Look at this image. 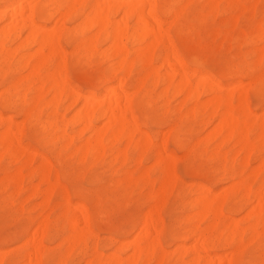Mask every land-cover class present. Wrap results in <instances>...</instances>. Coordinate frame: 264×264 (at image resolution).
Here are the masks:
<instances>
[{"label":"rangeland","instance_id":"rangeland-1","mask_svg":"<svg viewBox=\"0 0 264 264\" xmlns=\"http://www.w3.org/2000/svg\"><path fill=\"white\" fill-rule=\"evenodd\" d=\"M35 1L36 0H33L32 3H34ZM43 1L45 3H46V1L47 2L49 1L48 2V8L50 9V11H52L53 9H54L53 11H55V9L58 10L57 12H55V14H54L55 16L52 18V20L47 23L48 29L54 28L55 26H54L53 20H57L59 23L60 22L59 20H61L60 18L57 19V17H58L57 15H59V11L63 12L64 10H66L64 8L65 7V0H61V2H60L61 4H56V6H58V8L53 7L55 5L50 3V0H43ZM127 1H129V0H127ZM167 1H169L168 4H167L166 0H164L163 3L165 2V4L168 6L167 7L165 5L167 8L174 9L173 14L172 13L170 15L167 14L163 8L164 6L161 9L160 6L163 3L159 2V9H158L157 15L162 20H164V25H163L164 27L166 26V24H167V26H169V28H167V26H166V28L168 30L167 32H166V28H164V29L166 32L165 33L166 36H167V33H168V35L170 34L168 36L170 42L169 43H168V41L164 42V39H163L162 42L157 45V47H156V55L157 56H155V58H154V61H153L154 67L153 68L156 70V72L160 71L161 74L165 75V78H166L168 76L167 74L171 73L168 70L171 68V66H170V68H168L169 66H167V67L162 66V63H163L162 56L165 54V52L167 54V51H168V53L170 52L169 55H171V54L173 55V53H174L173 51L176 50V53H174V55L181 56L183 61H185V63L188 66L187 69H188L189 73H191V71L195 72L196 70L199 71L200 73L205 72L206 74H209L211 81H214V82L217 81V84L220 82L221 84L220 83L218 84L220 93H219L218 89H216V86L218 87V85H216L214 88V85L213 84L210 85L209 84L210 82H208L207 85H209V86L206 85V87L200 89V91L202 89L203 90H202V92H199L200 95L198 96V99H196V98H195V100L189 99V98L184 99L183 95H185V93L178 91L179 89H177V88H179V85L175 89L176 85L174 86V84H172L174 82L177 84H178V82L180 83V81H179L181 79L180 72L182 73V71H181L182 69L180 70L177 67H175V70L177 69L176 71L173 69L174 72H172L171 75H173V73H174L175 76H173V78L171 77L172 79H170L171 80L170 83H168V82L166 83L164 76L161 77V75H159L160 74V72H159V73L155 74L152 77V79L147 81L144 88H142L139 91L138 90L134 91V90H136V89H134V88H136L135 84L139 80H141L142 73H145L144 71H146L144 68L149 67V66L145 65L137 57H136V59L134 57L135 60L133 58H132V60H133V63H135V64L132 65L133 66L132 70L128 76L127 81H125V83L122 80L124 75L122 74L123 76H120L121 73L120 74L118 73L116 76H114V75L112 76V74H110V76H108L110 73V70L115 65V61H117L115 56L114 55L111 56L112 53L108 50V48H110V43L105 38H103V36H99L98 38L96 37L97 39L94 38L95 39L94 40L95 41V47L97 48V50H100V51L94 52L96 50V48L93 47V51L91 50L90 52H88L90 54L86 53L85 55H83V53L81 52L82 54L80 53V54H78V56H76V55L73 56V54H75V52H74L75 51V49H74L75 44H77L76 43L77 41L81 40V33L78 31V28L76 29V25L78 26L81 19L76 18V20H75V18H71L73 21H69L68 19H65L63 21V19H62L63 23H61L60 25L63 26V24H64V28H65L66 32H65V34H63L60 37L59 42H60L61 47L64 49V51L67 52L66 56H65L66 68L64 69L65 70L64 75L67 79L68 85H70L69 87L73 88V91L77 90V91L81 92L83 95H87V94L92 93V94H95L96 96H99L100 98H103L104 94L106 92L105 89L108 88V86H110L112 84L114 85L116 82H117L116 84H118L119 80L122 81V84L120 83L116 87L121 86L123 89H126V91L130 90V91H128L129 93H133V92L135 93L136 92L135 94L134 93L132 94V97L134 98L133 108H132V111H130L131 114L128 113L129 115L127 114V116L129 117L130 115H133V117H134L133 120L137 121V124L140 128V131H135V133L133 134V141L131 143H129L130 140L128 138L121 139V141L120 140H111L109 144L105 143V144H108V146L105 145V150H103V153H101V155L102 154L103 155L102 156L100 155L101 157L99 156L100 158H98L97 155H89V156H91V159L89 156H87L85 159H83L81 157L80 153L78 152L79 148L75 152H73L74 150H72V149H74L75 146L80 145L84 139L88 140V137H90V135H91L89 133L90 130L85 128L84 126H82L84 123H82V122L80 123L77 121H75V123L72 122V119H73L74 114H75V110L77 111V109H78L77 107H79L80 104L82 106V103H83L82 99L83 98L79 99V100L72 99V97H71L72 95H67L68 92L66 91V93H65L66 96L64 95L63 97H61V99H59L60 101H58V106H57L58 109H55L56 108L55 105H57V104L53 105L54 103H51V100L54 96L52 95L53 93H49V92H52V91H50V87L48 85L49 83H51L49 81L46 83V86H45L46 92L43 95V97H44L43 100L41 101V103L44 102V105L46 104L45 102L48 101L47 106L46 107L42 106L41 110L38 108L36 111V114H34V118L32 120H26L25 119L24 122L22 123V120L24 119V118H22V116L24 115L21 112L22 108H28L29 107V104L31 102L29 99L32 100L34 97V95H32V94H36L37 89L43 85V83L41 81H39V80L35 81L34 80L35 82L32 81V84L30 85L31 88L26 91L28 93V96H32V97H28L27 101H30V102H23L22 103L21 101H19L17 106L7 107V108L4 107L5 109L3 108V105H0V113L4 117L10 115L11 117L10 116L9 117L13 118L14 121L16 122V125H15L16 129H14V132L16 130L19 131L16 126L21 125V123L23 124L22 128L20 129L21 133L19 134L18 132H15L16 136H18L20 138L18 139V137H17L15 139V140H17V142L14 140V142H15L14 148L16 146V143H17V145L18 144L21 145V146H19V145L17 146L18 147L17 150L22 151V150H24L25 147L27 148V150L25 148V150L27 152L26 151L23 152V155H19L21 153V151L20 152L17 151L18 154H16L15 156L14 155L11 156L12 154L10 155L9 153H7L9 155L6 156V155H4L6 153L3 154V152H4L3 147L0 146V154L1 155L3 154L2 157L0 155V188H1L0 189L1 190L0 191V253L1 254L3 253L2 256L4 255V253H7V255L5 254L6 256L4 255L5 259L3 260L2 264L8 263L7 259H6V258H9L8 255L12 256L8 259L10 261L8 264H11V262H13V261H15V264L16 263L21 264L22 262L24 263V261L27 259V257H25L27 255V254H25V252L28 250V252L30 253L33 250V248H32L33 243L31 242L32 245L30 246L31 243L27 242L28 240H25V238H27L28 236L29 237L31 236L30 238H32V236L36 233V231H35L36 224L37 223L39 224V225L37 224V228H38L41 224H43L44 221H42V220L44 218H47V219L50 218V219L48 220L49 222L45 221L47 223L46 234H43V236H42V232H40L41 235L38 233V236L39 235L42 236V241H41L42 244H45L44 245L45 248L43 249V255L45 256V259H43L44 256H42L41 262H39L40 264H61L63 262L62 260H64V262H66V264H98L99 261H101V263H102V260L104 258L107 260H103V264H104V262H105V264H108V263L109 264H138L139 262H140L139 264H142V262L139 261L138 259L132 258V253L134 252V250L132 251L133 248H132L131 244L133 245V240L135 241V239H137L136 238L137 237L136 231H138V233L140 232V230L142 228V223H143L142 220L144 219L145 215H148L147 214L148 212L149 213H151V212L155 213V215L159 218V220H161L159 223L163 222V224L162 223L161 224L164 226V231H165L163 233L162 237L160 238V246L162 245L161 248H164V251H166V252L162 253L163 252L162 249L160 250V248H158V251L159 250L162 251L161 253L163 256L161 254L158 255V251H157L152 256V258L150 256V263L151 264H159L158 261H160V259L158 257L164 258L161 261L162 263L160 262L161 264H193V260H194V258H196V256H200V259H201V261H203V263H205V260L207 261V259L210 258L209 257L210 255L212 257V254H214L213 256H216V254L219 255V253H222L226 256H230V254L232 253L231 251H234L233 250L234 248H233V246H231V244H230L231 247L228 245L229 244V238H228V243L225 242L227 240H226V237H224V235L227 233L226 235L228 236V233H229L230 229H232V227H234V228L238 227L236 229H232V230H234V233H231L232 235H230L231 236L230 239L233 238L232 241H235V244H237V242H238V247L242 246L241 247L242 249L240 248L241 249L240 260H241L242 264H249V262L251 264L252 263L253 264H264V230H263L264 224L262 223L261 225L257 226L256 228H253L254 226H253L252 222H254V221H252V219H250L248 217L249 212L253 211V209H255L257 206L256 204L258 203L255 190L256 189L261 190L260 186H264V179H263L264 178V169L262 170L263 172L258 174V176L256 174H253L254 172L252 170H250V167H251V169L253 168V170H254L257 167L262 165L261 160L263 159L264 152H261V151L264 150V143H263V139H260V137H258V135H259V133L261 134V125H262L261 121L263 120L264 116L262 114H260V116L257 117L258 120L255 119L256 117H253L254 118L253 120H255V122H254L255 126L253 128L252 125H254V124L250 125V126H252V128L249 130L250 141L252 140L251 138L255 139L256 141L252 140L253 142H256V143H254L255 147L259 146L258 148L254 149V150H256V151L258 150L259 152H261V153H258V151L257 152L254 151L253 157H254V155L260 154V156H256L259 159L256 157H255L256 160L252 158L251 160L248 161L250 164L248 166H245L246 161H247V154L245 151H244L245 153H243L242 148L239 149L240 143L237 142L238 144H236L234 142V140L237 137H231L230 139H228V140L226 139V141L223 142L221 139L222 138L224 139L225 137L216 136L213 134L214 133L213 130L215 128V126L213 127V125L218 124L217 121L219 119L218 118L219 117V111L223 108L225 110V107L223 106L221 108L216 109L217 112L214 111L215 113L212 116V115H210V113L213 114V112L208 111L210 109V107H212V105L207 106V107H205V105L204 106L202 105V103L206 102V100L212 99L214 97L213 94H217V91L219 94H221L224 91L226 93L227 90H235L234 84L236 82H238L239 78H240L241 79L240 81L242 83H244V85H245L244 87L247 88V94H248L247 101H248V105H249L251 112H255V113L257 112V114L254 113L255 116L259 115V113L262 112L261 106L264 104V89H263L264 88V86H263L264 85V76L262 78L263 80H261L263 82L261 83V81H260V84H259V86H261V87H259L260 88L259 92L262 93V95L259 92H258L259 95L257 92H254L253 88L251 91V87H253L252 85H254V84H252L254 81L252 78V75L257 77V76H259V75H257V73H260L261 70L264 72V65L261 66L264 63V59H263V57H264V39H262V38H264V34H263L264 33V24L261 23V22H264V0H240L241 4L238 2L240 4L239 6L237 3L238 0H236V1L234 0L235 1L234 3L235 4L237 3L236 4L237 6L235 4H230V3L227 4V2H228L227 0H215L216 4L218 3V5H216L217 7L214 6L215 8L213 7L214 10L211 6H210L211 8L209 6H206V5H209V4H207L208 3L207 0H205V1L204 0H191L188 4H186L187 6L185 8L183 7L185 9L184 12L182 11L183 8H181L180 5H183L182 3H185L186 0H167ZM171 1L172 2L175 1V3H172ZM161 2H162V0H161ZM90 3H92V0ZM62 5H64V6H62ZM184 6H185V4H184ZM218 6H219V8H218ZM231 6H233V7H231ZM234 6L236 7V9L232 10L233 8H235ZM7 7H10L8 5V1L0 0V10L1 9L3 10L5 8V10L9 11V13H8V15H9L11 12V7H10V9L9 8L6 9ZM166 7H165V9H166ZM208 8L212 9L213 12L210 11V9L207 10ZM147 9L149 11V8H147ZM82 10L85 13H88L87 10L90 11L89 6L88 7L86 6V8L84 7ZM200 11H201V13H200ZM215 11H216V13H215ZM114 12H112L114 16L111 14L112 15L111 18L114 19V21H117V20H120L121 18H123V16L120 15L122 11H117V12H115L116 14H114ZM174 12L178 13V14H180V12H181V14H180V16H178V20L172 24L170 21H173V15L175 14ZM11 14H10V16L7 15L5 18L0 17V26H2V27L5 26V24H3L4 21H6V22L8 21L7 24L9 22H11V21H9V19L12 18ZM165 14H166V16H165ZM183 15H184V17H183ZM167 18H168V20H167ZM36 20H39L38 17H36ZM165 20L167 21L166 23H165ZM120 21H122V20H120ZM77 22H78V24H77ZM125 23L126 24L128 23L127 24L129 26L128 29H129V32L131 34L133 31L132 30L133 28H131V27L136 24L135 17L128 18ZM255 23L258 26H259L258 23H260V26L263 27V30L261 32L259 31L260 28L257 27V25ZM152 26L155 28L157 27L154 24ZM254 26H256V29L259 28V30H256V31L260 32L259 35L261 36V38L259 36L257 40L254 39V41H253V37L256 38L255 36L257 34V32L256 33L254 32L255 31ZM130 28H131V31H130ZM0 29H2V28H0ZM75 29H76V31H75ZM17 30H18V32L15 35H17L18 33H20V34H18L19 37L16 36L15 39H13V37H12L15 30H13L14 32L11 31V33L6 35V39H7L6 43L9 41L8 43H9V46L11 48L12 47L14 48V46H16V45L18 46V44H19L18 42H19L21 36H23V38H24V36L26 35L25 34L26 32L19 31L21 29L18 28ZM178 30H179V33H178ZM68 32H70L72 34V36L69 34V37L66 38L67 37L66 34L68 35ZM73 32L75 33V36H76L75 38L73 37V35H74ZM97 32H98V28H91L88 31L87 35L89 34L90 37L91 36L94 37L97 34ZM261 33H262V35H261ZM130 34H129V36H130ZM241 35H242V37H241ZM251 35H253V37ZM248 36H250V37H248ZM251 37H252V39H251ZM72 38L74 41L72 40ZM165 38L168 39L167 37H165ZM69 39H71V40H69ZM133 43L135 45H133ZM164 43L169 44L168 47H170L169 48L170 51H169V49H167L168 47L166 48L167 45L165 47L163 46ZM125 44L126 45L128 44L127 46L129 48L132 46L135 47L136 45H138L135 42V40H133L131 37H130L129 41L127 39H125ZM9 46H7V47L9 48ZM35 47H36V45L33 44L30 47V49L35 50L34 49ZM99 47H100V49H99ZM172 48H173V51H171ZM73 49H74V51H73ZM255 49L257 51L259 50L258 51L259 53L255 52L256 51ZM245 51H247V52H245ZM97 52H99V53H97ZM260 53L261 54L263 53L262 54L263 57H261V58H260V56H261ZM104 54H105V57L107 55L108 56L106 58H104V56H103ZM193 54H194V56H193ZM245 54H247V56H249V57H247ZM259 54H260V56L258 58ZM82 55H83L84 59H83V57L79 58V56H82ZM87 55L88 56L91 55V56L88 57ZM133 56H136V55H134V51L132 52L131 57H133ZM100 57H103L104 59L100 58ZM163 57H165V56H163ZM256 58H258V60L263 59V61L260 64H257L258 60ZM51 60H52V62L50 63L51 65L48 64V66H46V70H49V72L53 68L54 63L57 65L59 59L53 57V59H50L49 62ZM75 60L77 62H79V64L77 62H75ZM83 60H85V62ZM249 60H252L254 62H251L249 64L248 63ZM56 61H57V63H56ZM86 61H88L89 63L87 64ZM138 62H140V63L138 64ZM239 62H240V65H239ZM242 62H243V64H242ZM74 63H75V65H74ZM142 63L145 66L141 65ZM254 64L256 65L255 66L256 69L253 68ZM11 65L13 67V70H15V71H12L13 75L11 74V77H9L10 75L8 76L9 79H18L19 76L21 78V76L26 75V73H27V72H25L26 70H21V68L17 65L16 62L12 61ZM135 66H137V67H135ZM159 67H161V69ZM172 67H174L173 64H172ZM227 67H228V69H227ZM233 67H235V68H233ZM242 67L244 69H242ZM109 68H110V70H109ZM229 68H230V70H229ZM250 69H252L253 71H251ZM46 70L44 69L43 72H45ZM105 70H108V71L105 72ZM233 70H235V71H233ZM244 70H245V72H244ZM166 71H168V72H166ZM49 72L46 71L45 73H49ZM132 72L134 74H132ZM239 72H241L242 74L240 75ZM221 73L223 75H221ZM247 73H248V75H247ZM190 75H189V77H190ZM246 75H247V77H246ZM261 75H263V74H261ZM117 76H119V77H117ZM139 76H140V79H138ZM191 76H193V77H190L192 82L193 81H194V83H195V81L197 82V80H195V79H198L197 75L195 76L196 78L194 77V73ZM104 77H106V78H104ZM109 77H110V79H109ZM103 78L106 80H103ZM135 78H136V81H135ZM158 78H160V79H158ZM167 78L169 79V76ZM2 79H3V75H2V77L0 76V80H2ZM137 79H138V81H137ZM168 79H167V81H169ZM102 80L104 81V83H102L103 82ZM133 80L135 81V83L133 82ZM128 81H130V82H128ZM160 81H162V82H160ZM153 82L155 84H157L156 87L154 85L155 88H153ZM148 83H151V84H148ZM250 83H251V85H250ZM127 84H128V86H127ZM168 84H171V86L170 85L168 86ZM113 85H112V87H113ZM220 85L222 86V88ZM28 86H29V84H28ZM167 86L171 87V88L168 89V94L166 95V93L164 91H166ZM148 87L150 88V92L148 89L145 90ZM32 88H36V89H32ZM162 88L165 90H163ZM2 89H4V87L0 86V92ZM68 89H70V88H68ZM170 89H171V91H170ZM209 89L210 90L212 89L213 91L212 90L210 91ZM215 89L217 90L216 93L214 91ZM222 89H223V91H222ZM239 89L240 88L236 89L237 93L240 90L242 91V89H240V90ZM33 90H35V91H33ZM204 90H205V92H208V93L203 95ZM243 90H244V88H243ZM21 91L25 92V89L21 90ZM143 91H147L146 92L147 95ZM161 92L165 93L164 96H163V93H161ZM170 92H174L175 95H172L174 93L170 94ZM160 93H161V95H160ZM225 93H224V95H225ZM237 93H235L236 97L239 96V93H238V95H236ZM142 94H145V96H143L141 98ZM147 96H149V98ZM236 97H234V100H233L235 107L238 105V100H239V98L238 97L236 98ZM65 98H66V100H65ZM73 98H77V96L74 94ZM170 98H172V99H170ZM138 99L140 101L141 100L142 101L137 102ZM183 99L186 101H184V103L182 105ZM145 100L146 101L149 100L150 101L149 103H152V105L150 106V104L146 103ZM73 101L76 103L72 104ZM167 102H169V103L167 104ZM55 103H57V102H55ZM140 104H143V105H140ZM164 104H165V106H164ZM200 104H201V107L203 106V107H205V109L203 107L202 108L204 110L200 108L201 114H197L196 111L198 113L200 112L198 110V106ZM139 106H141V107H139ZM59 107L62 109H59ZM217 107H218V105H217ZM8 108H10V109H8ZM141 108H142V110L140 111ZM166 108H169V109L165 112L164 109L166 110ZM186 108H187V110L185 111ZM195 108H197V109H195ZM213 108H215V106ZM193 109H194V112H193ZM39 110L41 112H39ZM55 110L59 111L60 114L68 120V122H67V120H65L64 117L60 116L59 114H58V116L61 117V120H60L61 123H63V122L64 123L61 124L60 121L58 122V119H59V117L57 116L58 112L56 113ZM143 110H145L144 111L145 113L143 112ZM184 111H185V113H184ZM190 111H191V113H193L192 115H194V116L191 115L193 118L189 117ZM182 112H183V114H182ZM220 112H222V110ZM53 113H55L57 118L54 117L55 115H47V114H53ZM239 114H240V112H239ZM36 115H38L39 118H37ZM145 115H147V117ZM261 115L263 117H261ZM131 117L132 116L129 117L130 120H132ZM241 117H243V114L241 115ZM249 117H248V119H250ZM178 118L180 120H177ZM4 119H9V118L5 117ZM47 120L53 121V123H52V126L50 125V127H48V128L46 125V127H45L46 130H45V128H43V127L45 126V124L48 123ZM100 120H102L103 124L100 123ZM100 120L98 119L97 122L95 120V125L99 124L100 126L99 125H96V126H99L100 129H103L106 119L100 118ZM146 120H148V123ZM35 121L39 122V123H35ZM6 122H7V120L1 121V123H0V127H1L0 128V134L2 133V131L5 130V127H3V126L9 124ZM18 122H20V124L17 125ZM66 122H67V124H66ZM174 122L176 124H173L174 125V127H172L173 129L172 130L170 129L171 131H169V125L171 126L172 123H174ZM41 123H43L44 126L41 125ZM166 123H168V124H166ZM251 123H252V121H251ZM1 124H2V126H1ZM60 124H61V126L63 125L62 127L64 128V131H63V129H61L62 127L60 126ZM54 125H55V127L58 126V128L54 129V127H53ZM67 126H68L69 130H68V128H65ZM82 128L84 129V131L82 130ZM131 128H135V127H133L131 125ZM43 129H44V131H43ZM185 129L186 130L188 129L189 132L188 131L186 132ZM258 129H259V131H258ZM142 130H143V132L146 131V133H148L151 136L152 143L155 141L154 142L155 145H154V143L151 145L150 140L143 145V132H141ZM48 131H49V133H47ZM81 131H82V133H81ZM162 132H164V133H162ZM250 132H251V134H250ZM17 133L19 135H17ZM65 133H67V134H65ZM152 133L154 134V136ZM49 135H50V137H49ZM52 135L53 136L55 135L56 139ZM65 135H67V138H64V137H66ZM68 135H70V137H71V138L69 137L70 140L68 138ZM75 135H76V138H75ZM163 136H165L166 138H163ZM174 136L175 137L180 136L179 139H180V141L182 139L183 145L178 144L175 141V138L173 139ZM153 137L156 138L157 140H155ZM196 138H198V139H196ZM66 139H68V141ZM125 139L129 140V141L127 140V142L130 145H128V143H126ZM71 140H72V142L69 143ZM195 141L198 142L199 144L195 143ZM252 141H251V143H252ZM67 142L71 146L67 145V147H66L64 144H66ZM85 142H83V144ZM194 143L196 144V146ZM83 144L80 145V147L83 146ZM219 144H222V145L220 146ZM131 145H133L134 147H132ZM163 145L165 146V150L163 149L164 148ZM63 146H65L66 148ZM160 146H162L163 148ZM118 147L119 148L121 147L120 148L121 150H123V149L125 150L127 147L128 148V150L126 149L127 153L124 151V156H123L122 151L117 149ZM106 148H107V150H106ZM152 148L154 150H152ZM181 148H183L184 150H182ZM217 148L220 150V152L218 151ZM112 149H113V151H112ZM155 149H157L156 151H158V149L159 150L161 149L162 152L164 150L165 151V154H163L164 158H165V156L167 158L170 155V153H171V155L174 154L173 156L175 157L174 158L175 161H173V162L175 164L173 163L172 175H170V179H172L173 181L176 180V181H174L175 184L173 182L174 185L172 183H170L172 180L167 184V182H165V180L167 181V179L164 180L165 177L162 178L167 173H166V170H164L165 171L164 172V171H162L163 169H161L164 162H161V163H163L162 165H161V163L156 164L157 162L155 160V156L157 154H154V153H156ZM186 149L190 150V151L188 152ZM29 150L36 151L34 154L35 157H31L33 159V161H31L32 159L29 158V155H31V156L33 155V154H30L31 151L28 152ZM239 150H241V151L239 152ZM214 151H217V152H214ZM236 152L238 153V155ZM69 153H72L71 154L72 156L69 157ZM182 153H183V155H182ZM209 153H210V156L207 157L209 155ZM126 154H128V155L126 156ZM214 154H217V156H214ZM235 154H236V156L234 157ZM41 155H43V157H46L45 163H43V161H42L43 157H41L42 159L39 157ZM79 155L82 159H78ZM115 155H116L117 159L114 157ZM184 155H186V156H184ZM223 155L227 157L224 159L228 160V157L231 158L228 160L229 163H231V164L235 158L233 164L229 166L230 168L227 166L228 161H227V164H226V161L224 162V159L222 158ZM142 157H144V158H142ZM97 158H98V160H97ZM242 158H244V159H242ZM143 159H145V160H143ZM81 160H82V162H81ZM164 160H166V159H164ZM242 160L245 163L244 162L242 163L241 162ZM59 161H60V164H59ZM77 161H79V162H77ZM251 161H253V162H251ZM96 162H97V164H96ZM240 162L242 164H244L243 167L241 166ZM48 163L52 164V165H50L51 171H48V170H50V166H48L49 169L47 171L50 173H49V176H47L48 174H45V175L47 177H49L50 181L56 180L58 178V180H56V181H58L57 185L55 186V188L53 187L54 190L52 188L53 193H51L52 190L50 188L51 184H49L50 181L48 182L49 179L44 178L46 176L42 174L43 170L45 169L43 167V165H46V168H47ZM223 164H225V165H223ZM234 164L238 165V168H236V165H234ZM154 165H155V167H154ZM156 165H158V166H156ZM40 167H43L44 169L40 168ZM140 167H141V169H139ZM163 168H164V166H163ZM194 168H195V170H194ZM39 169H41L42 171H40ZM55 170H56V172H55ZM138 170H140V171L138 172ZM17 171H18V173H17ZM227 171H229V172L227 173ZM242 171H243V173H242ZM40 172H42V173H40ZM239 172L242 174L240 175ZM55 173L58 174V176L56 179H53L56 175ZM149 173H150V175H149ZM41 174L43 177L40 176ZM175 174H176V176H175ZM244 174L247 175V177L246 176L245 177L249 181L247 183V185H249V187H250L249 183L250 182L252 183L251 184L252 193L246 194V196L247 195L249 196L248 200H247V197L245 196V194H244V196L246 197L245 199L243 196H241L242 193H244V192H238V193H236L235 196L233 195L234 197L231 196L230 200H229V206H231L230 208L233 207L232 210H230L228 212L229 206H227L224 208V211H223L224 216H223V214L221 215L224 218L225 214H226V217L228 219H222V217L220 218V216H218L216 218H212L211 217L212 215H209L208 217H206L204 215L201 216L200 211H198V206L197 205L195 206V204H196V202L194 203L195 199H194V201L192 199L195 196H196L195 198H197V196L199 195V194L196 195L200 191V189H198L200 187L196 186L197 184L204 185L205 187L207 186V188L211 189L210 191L212 193H214L213 195L217 196L219 194H222V192H224V190L226 188L230 187L228 185L233 184V186H235L236 185L235 181H238L239 178L244 176ZM237 175H238V177H236ZM171 176H173L176 179H173V177L171 178ZM126 177L127 178L129 177L128 183H131V182L133 183L135 181L132 184V186H131V184L130 185L128 184V186H127V183L124 180L122 183H124V182L125 183L120 186V184H122L121 183L122 180L119 182L118 179L125 178V180H126L127 179ZM145 177H147L146 178L147 180L143 179ZM152 177H153V181H155V182L150 184V182L152 180H148V179H152ZM12 178L15 180L12 181ZM237 178H238V180H236ZM46 179H47V181H46ZM144 180H145V182H144L145 185L143 183ZM116 181H118V183ZM13 182H15L16 188H15V186H13L14 185ZM59 182H60V184H59ZM10 183H13V185ZM50 183H53V182H50ZM165 183H166V185H165ZM18 184H19V187H18V191H17ZM54 184H56V182ZM58 185H61L63 188L64 187L66 188V189L64 188L63 190L67 191L68 194L66 196H68V197H66L64 194H62V193H64V191L62 192V187L59 186V188H58ZM124 185H125V187H124ZM164 185L166 186L165 187L166 189L164 188ZM172 186H173V188H172ZM35 188H38V189L42 188L43 191H41V192H43V193L45 190L46 195H45V193L43 194L44 198L42 197V194L38 189H37L38 190L37 192L36 191L34 192V193H36V195L33 194V191L35 190ZM162 188H164V189H162ZM168 188L171 189L170 192H166L169 190ZM197 190H199V191L197 192ZM39 192H40V195H38ZM256 192H258V191L256 190ZM47 193H49L48 195H52V196H50V200L45 199L47 196ZM79 193H81V194L79 195ZM90 193H92V194H90ZM165 193H166V195H165ZM215 193L217 195H215ZM153 194H155V195H153ZM157 194H159V196H157ZM88 195L90 197L87 198ZM65 198L71 199L74 204H77L75 202L82 204V209L80 206L76 207V209L77 208L81 209V212L79 211V213H82L83 210L87 211L89 213V215L91 216L92 220H91L89 230L86 227H84V223H83L84 220H81L83 222L78 224L80 231L82 228H85L86 230L89 231V232L85 231L87 235L90 233V230H91V233L93 232L92 237L90 235H89L90 237L85 236L86 234L82 235V237L83 236L86 237L84 242L87 243V245L85 243H83L82 241H78L82 238L76 239V242L74 241V243L76 245V246L74 245L75 248L73 247L72 241L70 242L69 247L67 246L68 248L65 247V244L67 245L69 243L68 241H70V239H69L70 237L68 238L69 240H66V243L62 242L65 240V238L63 240V236L64 237L66 235L68 236V233L72 232V230H71L72 228L70 226H68V224L71 225L69 220L71 217L70 213H72V210L67 212V214H66L64 212L65 210L63 211V209H62L65 205L63 202L66 200ZM84 198H87V199H84ZM101 198H103V199H101ZM61 199H62V201H61ZM192 201L194 204H191ZM244 201H245V203H244ZM46 203H47V205H46ZM95 203H96V205H95ZM241 203H242V206H240ZM45 205H46V207H45ZM55 205H56V207H55ZM190 205L195 206V208L190 206ZM246 205L248 207H246ZM158 206L161 207V208L159 207L160 210L157 208ZM51 207H53V209ZM156 208L159 211L158 214H157V211L155 210ZM234 208H235V210H234ZM238 209H239V211H238ZM196 210L198 211V213H200V216L202 218L200 216H198V213ZM61 211H63L65 214L63 215ZM59 215H62V216H59ZM151 215L155 216L153 214H151ZM185 215L186 216L189 215L190 218H188V217L186 218ZM157 217H154V218H157ZM199 217L201 218V220ZM204 217H205V219H204ZM209 217H211V218L209 219ZM184 218L187 220L189 219L188 222ZM217 218H218V220H217ZM219 218H220V220H219ZM229 218L230 219L235 218V220H238V222L236 221V224H235L234 223L235 220L234 221L233 220L228 221V220H230ZM215 219H216V222H214ZM182 220L184 222H182ZM217 221H218V223H217ZM65 223L67 224L66 226H65ZM134 223H136V224L134 225ZM215 223L217 225L221 224V225H219L220 228L215 229V227H214V228H212L213 229L212 230L209 226H211V225L215 226ZM232 223H234V224H232ZM237 223L238 224L240 223L239 224L240 226H238ZM229 224L231 226L228 228L227 227L225 228V225L228 226ZM234 225H237V226H234ZM135 226H137V227H135ZM139 226L141 228H139ZM219 226H217V227H219ZM221 226H223L225 228V230H228V232H226L223 228L222 230H224L225 234L222 233V235H221V233H219V232H222L220 230ZM241 226H243V227L241 228ZM117 227H118V229H117ZM196 227L201 229L199 232L204 230L203 232H201L204 235L207 233L209 234L208 231L212 230L211 231L212 236H211V233L209 234V236L212 239H214L216 236L214 241H216V239L218 240V238H219V240H218L219 242L216 241L217 244L212 245V246L216 245L214 247V249H213V247H210L211 245L209 246V245L205 244V240H202L203 236L201 235V233H198V228H196ZM208 227L211 230L205 231V229L207 230ZM193 228L196 230H193ZM243 228H244L245 232H244V234H241L240 230L243 231ZM85 229H83V231ZM188 229H189V231H188ZM256 229H257L256 232H258V235H260V236H258L257 233L255 232ZM130 230H133V231H130ZM182 230H184V231L182 232ZM232 230L230 232H232ZM152 231L155 233H153ZM85 232H83V233H85ZM127 232H128V234L125 235ZM129 232H130V234H129ZM189 232H191V233H189ZM205 232H207V233H205ZM253 232L257 236L254 235ZM119 233L121 236L119 235ZM156 233H157L156 231L151 230L150 234H153V236H154ZM195 233L196 234L198 233L201 236L198 234L196 235ZM177 234L178 235L180 234V236H178V238H179L178 240H177V236H176V238L174 236ZM69 235H71V233H69ZM134 235H135V237H134ZM182 235L183 236L186 235L187 239L183 240L181 238V237H183ZM195 235H196V237H195ZM219 235H220V237H218ZM234 235L236 238L232 237ZM238 235H239V237H238ZM241 235H242V240H243V241L241 240L242 242H240ZM155 236H157V234ZM155 236L153 238H156ZM197 236H198V239L197 240L194 239V237L197 238ZM29 237H28V239H29ZM84 237H83V239H84ZM87 237L89 238V240ZM131 237L134 239H132ZM171 237H173V238H171ZM188 237H190V238H188ZM237 237H238V240H237ZM222 238H224V239H222ZM39 239H40V237H39ZM152 239L150 238V242L153 244L154 241H152ZM153 240H155V239H153ZM223 240H224L225 244H222L223 246L219 245V243L223 242ZM77 241H78V244H76ZM196 241L200 244H198ZM203 241H204V243H203ZM26 242H27V244H26ZM129 242L131 243L130 245H129ZM177 243H178V245H177ZM182 244L183 245L185 244L186 248L188 249L187 250L188 252H187L186 256H184V257L182 255H185V254H181L179 252V248H178ZM195 244H197L198 246ZM201 244L203 245L202 247L204 249H206L205 251L201 248ZM61 245H62V249H60ZM126 245H127V247H126ZM24 246H27V247L24 248ZM130 246L132 249L130 248ZM195 246L197 247V249L195 248ZM206 246H208V247H206ZM221 246H222V249H221ZM121 247H122V249H121ZM65 248L67 250H65ZM95 249H97L99 251V253H95V251H97ZM61 250L63 252H61ZM64 250H65V252H64ZM201 250H203V251H201ZM22 251H23V253H22ZM130 251H132V253ZM117 252H118L119 256L118 255L116 256ZM20 253H21V255H20ZM198 253H200V254H198ZM204 254H205V257H203ZM257 254L259 255V257L257 256ZM68 255H69V257H68ZM155 255H156L157 259L154 258ZM98 257L100 259H102V258L103 259L98 261L97 260ZM46 258H47V260H46ZM202 259H204V260H202ZM5 260H6V262H5ZM166 260L168 262H166ZM16 261H18V262H16ZM27 261L29 262V259H27ZM45 261H47V262H45ZM58 261H61V263ZM110 261H111V263H110ZM252 261H254V262H252ZM106 262H108V263H106ZM226 262H227V260H224L221 264H226ZM12 264H14V262Z\"/></svg>","mask_w":264,"mask_h":264},{"label":"bare ground","instance_id":"bare-ground-1","mask_svg":"<svg viewBox=\"0 0 264 264\" xmlns=\"http://www.w3.org/2000/svg\"><path fill=\"white\" fill-rule=\"evenodd\" d=\"M5 1H8V5L11 7V12H10V14H11V19H9V21H11V22H9L8 24H7V22L6 21H4V23L3 24H5V26L4 27H2V26H0V28H2V29H0V76L2 77V75H3V79L2 80H0V86H3L4 87V89H2L1 90V92H0V105H3V108L4 107H15V106H17V104H18V102L19 101H21L22 103L23 102H30V104H29V107L28 108H22V110H21V112L24 114L23 116H22V118H24L23 120H22V123L24 122V120L26 119V120H32L33 118H34V114H36V111H37V109L39 108L40 110L42 109V106H44V107H46L47 106V104H48V101L47 102H45L46 104L44 105V102H42L41 103V101L43 100V95L45 94V92H46V89H45V86H46V83L47 82H51V83H49L48 85H49V87H50V91H52V92H49V93H53L52 95L54 96L53 98H52V100H51V103H54L53 105H55V104H57V105H55L56 106V108L55 109H58V101H60L59 99H61V97H63L64 95L66 96V91L68 92L67 93V95H72L71 97H72V99H76V100H79V99H82V106H81V104H80V106L79 107H77L78 109H77V111L75 110V114H74V117H73V119H72V122L73 123H75V121H77V122H82V123H84L82 126H84L85 128H87V129H89L90 130V137H88V140L87 139H84L83 141H82V143L80 144V145H82L83 144V142H85L84 144H83V146H81L80 147V145H77V146H75L74 147V149H72V150H74L73 152H75V151H77V149H78V152L80 153V155H81V157L83 158V159H85L87 156H89V155H97V157L98 158H100L102 155H101V153H103V150H105V145L106 146H108V144L110 143V141L111 140H120L121 141V139H124V138H128L129 140H130V142L129 143H131L132 141H133V134L135 133V131H140V128H139V126H138V124H137V121L136 120H133L134 119V117H133V115H130V116H132L131 117V119L132 120H130L129 119V117L127 116V114L129 113V114H131L130 113V111H132V108H133V100H134V98L132 97V94L134 93H129L128 91H130V90H128V91H126V89H123L121 86L119 87H116L117 85H119L120 83L122 84V81H120L119 79V82H118V84H112L113 85V87H112V85H110V86H108V88H106L105 90H106V92H105V94H104V97L103 98H100L99 96H96L95 94H87V95H83L81 92H79V91H73V88H71V87H69L70 85H68V82H67V79H66V77H65V68H66V58H65V56H66V53L67 52H65L64 51V49L61 47V45H60V37L63 35V34H65V32H66V30H65V28H64V24H63V26L62 25H60L61 23H63V21L65 20V19H68L69 21H73L71 18H75V20H76V18L77 19H81V21L79 22V24H78V22H77V24H78V26L76 25V29L78 28V31L81 33V40H79V41H77L76 43L77 44H75V51H74V49H73V51L75 52V54H73V56H78V54H80L81 52L83 53V55H85L86 53H88V52H90L91 50L93 51V47H95V39H97L99 36H103V38H105L109 43H110V48H108V50L112 53L111 54V56L112 55H114L115 56V58L117 59V61H115V65L113 66V68L110 70V68L112 67H110L109 68V70H110V73H109V75L108 76H110V74H112V76L114 75V76H116L118 73L120 74V76H123V82L125 83V81H127V79H128V76H129V74H130V72H131V70H132V65H134L135 63H133V60H132V58L134 59V57H135V59H136V57L139 59V60H141L145 65H148L149 67H146V68H144L146 71H144L145 73H142V78H141V80H139L138 81V79H140V76L138 77V79H137V83L135 84L136 85V88H134V89H136V90H134V91H139V90H141L142 88H144V86L146 85V83H147V81L148 80H150V79H152V77L155 75V74H157V73H159V72H156V70L153 68L154 66V64H153V61H154V58H155V56H157L156 55V47H157V45L158 44H160L161 42H162V40L164 39V42H167L168 41V43L170 42L169 41V35H168V33H167V36L165 35V33L168 31L167 30V28H169V26H167V24H166V26H167V28H166V26L164 27L163 25H164V20H162L158 15H157V12H158V9H159V2L160 3H163V1L164 0H162V2H161V0H129V1H127V0H92V3H90L91 2V0H65V9L66 10H64L63 12L62 11H59V15H57L58 17H57V19L58 18H60L61 20H59L60 22L58 23V21L57 20H53V23H54V28H51V29H48L47 28V23L49 22V21H51L52 20V18L55 16L54 14H55V12H57L58 10L57 9H55V11H50V9L48 8V2L46 1V3L43 1V0H36L34 3H32L33 2V0L31 1V0H5ZM31 1V2H30ZM188 1V2H187ZM191 0H186V2L185 3H182L183 5H180V7L181 8H185L187 5L186 4H188L189 2H190ZM205 1V0H204ZM228 2H227V4L228 3H230V4H235L234 2L236 1H234V0H227ZM61 2V0H50V3H52V4H54L55 6H53V7H57L58 8V6H56V4H61L60 3ZM166 2H167V4H168V2L169 1H167L166 0ZM172 2V1H171ZM170 2V3H171ZM207 4H209V5H206V6H211L212 8L214 7V6H216V5H218V3L216 4V2H215V0H207ZM240 3V0H238L237 1V3ZM172 3H175V1L174 2H172ZM236 3V4H237ZM238 3V6L241 4H239ZM164 4V5H163ZM160 7H161V9H162V7L164 8V10H165V12L167 13V14H173V10L174 9H170V8H167L168 6L165 4V2L163 3ZM184 4H185V6H184ZM235 4V5H236ZM167 7H166V6ZM62 6H64V5H62ZM86 6L88 7L89 6V9H90V11H88L87 10V12L88 13H85L82 9L85 7L86 8ZM205 6V7H206ZM237 6V5H236ZM10 7H7L6 9H10ZM165 7H166V9H165ZM210 7V8H211ZM217 7V6H216ZM231 7H233V6H231ZM235 7V6H234ZM62 8V7H61ZM147 8H149V11H148V9ZM183 8V12L185 11V9ZM210 8H208L207 10H209ZM215 8V7H214ZM214 8H213V10H214ZM218 8H219V6H218ZM255 8V7H254ZM160 9V10H161ZM176 9V8H175ZM178 9V8H177ZM203 9V8H202ZM232 9V8H231ZM234 9H236V7L235 8H233L232 10H234ZM239 9V8H238ZM256 9V8H255ZM116 10V11H115ZM206 10V11H207ZM117 12V11H122L121 12V16H123V18H121L120 20H122V21H120V20H117V21H114V19H112L111 17H112V15H113V13L112 12ZM163 11V10H162ZM210 11H212V9H210ZM28 12V13H27ZM114 12V14H116ZM208 12V11H207ZM213 12V11H212ZM222 12V11H221ZM230 12V11H229ZM8 13H9V11L8 10H5V8L2 10H0V17H2V18H5L7 15H8ZM148 13V14H147ZM175 13V12H174ZM200 13H201V11H200ZM209 13V12H208ZM207 13V14H208ZM211 13V12H210ZM215 13H216V11H215ZM214 13V14H215ZM2 14V15H1ZM10 14L8 15V16H10ZM112 14V15H111ZM180 14H181V12H180ZM180 14H178V13H175L174 15H173V21H170L172 24L173 23H175L177 20H178V16H180ZM212 14V13H211ZM114 16V15H113ZM165 16H166V14H165ZM36 17H38V19L39 20H36ZM131 17H135V21H136V24L135 25H133L131 28H133L132 30V33L130 34V32H129V26L125 23L126 21H127V19L128 18H131ZM170 17V16H169ZM183 17H184V15H183ZM186 17V16H185ZM202 17V16H201ZM62 19H63V21H62ZM165 19V18H164ZM67 20V21H68ZM116 20V19H115ZM126 20V21H125ZM167 20H168V18H167ZM57 21V22H56ZM125 21V22H124ZM259 21V20H258ZM57 24H56V23ZM167 21L165 20V23H166ZM179 22V21H178ZM182 22V21H181ZM201 22V21H200ZM199 22V23H200ZM155 25V26H157L156 28L155 27H153L152 25L153 24ZM261 23H263L264 24V22H261ZM7 24V25H6ZM56 24V25H55ZM76 24V23H75ZM152 24V25H151ZM171 24V25H172ZM256 24V23H255ZM254 24V25H255ZM259 24V26L257 25V27H259L260 28V30H259V28H257L256 29V26H254L255 28H254V32L256 33L257 32V34H256V38H254L253 37V35H251L252 37H253V41H254V39L255 40H257L258 39V37L260 36L259 35V33L263 30V27H261L260 26V23H258ZM170 25V26H171ZM262 25V24H261ZM69 26V25H68ZM176 26V25H175ZM50 27V26H49ZM21 29V30H19V31H23V32H26L25 34V36H24V38H23V36H21V38H20V40H19V44H18V46L16 47V46H14V48L12 47H10L9 46V41L6 43V35H8L9 33H11V31H13V30H15V32L13 33V39H15V37L17 36V37H19V35L18 34H20V33H18L17 35H15L17 32H18V30L17 29ZM91 28H98V32H97V34L93 37V36H91L90 37V35L88 34L87 35V33H88V31L91 29ZM131 28H130V31H131ZM164 28H166V32H165V29ZM174 28V27H173ZM69 29V28H68ZM76 29H75V31H76ZM89 29V30H88ZM17 30V31H16ZM73 30V29H72ZM175 30V29H174ZM256 30H259V31H256ZM74 31V32H75ZM176 31V30H175ZM73 32V37L75 38L76 36H75V33ZM78 32V33H79ZM253 32V31H252ZM79 33V34H80ZM178 33H179V30H178ZM183 33V32H182ZM69 34L72 36V34L70 33V32H68V35L66 34V38H68L69 37ZM129 34H130V36H129ZM133 34V35H132ZM184 34V33H183ZM253 34V33H252ZM264 34V33H263ZM236 35V34H235ZM258 35V36H257ZM261 35H262V33H261ZM65 36V35H64ZM167 37L168 39H166L165 37ZM244 36V35H243ZM97 37V38H96ZM130 37L133 39V40H135V42L138 44V45H136L135 47H128L126 44H125V39H127L128 41L130 40ZM180 37V36H179ZM241 37H242V35H241ZM248 37H250V36H248ZM252 37H251V39H252ZM95 38V39H94ZM102 38V39H103ZM260 38H261V36H260ZM17 39V38H16ZM262 39H264V38H262ZM66 40V39H65ZM69 40H71V39H69ZM72 40H73V38H72ZM101 40V39H100ZM166 40V41H165ZM249 40V39H248ZM74 41V40H73ZM102 41V40H101ZM100 41V42H101ZM128 43V42H127ZM254 43V42H253ZM36 45V47L34 48L35 50H31L30 49V47L32 46V45ZM102 44V43H101ZM246 44V43H245ZM249 44V43H248ZM94 45V46H93ZM133 45H135L134 43H133ZM167 45V46H166ZM168 45L169 44H166V43H164L163 44V46L165 47L166 46V48L168 47ZM172 45V44H171ZM170 45V46H171ZM7 46H9V48L7 47ZM99 46V45H98ZM172 47V46H171ZM96 48V47H95ZM161 48V47H160ZM163 48V47H162ZM170 47H168L167 49H169ZM256 48V47H255ZM99 49H100V47H99ZM165 49V48H164ZM262 49V48H261ZM95 50V49H94ZM256 50V49H255ZM263 50V49H262ZM261 50V51H262ZM48 51V52H47ZM96 51H100V50H97V48H96V50L94 51V52H96ZM106 51V50H105ZM134 51V55H136V56H133V57H131V55H132V52ZM169 51H170V49H169ZM171 51H173V48H172V50ZM259 51V50H258ZM257 50L255 51V52H258ZM108 52V51H107ZM174 53H176V50L175 51H173ZM172 52V53H173ZM245 52H247V51H245ZM263 52V51H262ZM81 53V54H82ZM97 53H99V52H97ZM170 53V52H169ZM169 53H168V51H167V54H166V52H165V54L163 55V56H165V57H163L162 56V59H163V63H162V66H169L168 68H170V66H171V68L170 69H168L169 70V72H171L170 74H167L168 76H169V81H167V79L165 78V75H162L161 74V72H160V74L159 75H161V77H163L164 76V78H165V80H166V83L168 82V83H170L171 82V80L170 79H172L173 78V76H175L174 75V73H173V75H171L172 74V72H174L173 71V69L175 70V67H177V68H179L181 71H182V73L180 72V75H181V79L179 80L180 81V83L178 82V84L177 83H172V84H174V86H175V89H176V87L179 85V88H177V89H179L178 91H181V92H184L185 93V95L187 96H185V95H183V97H184V99H194L195 100V98L196 99H198V96L200 95V93L199 92H202V90L200 91V89L201 88H204V87H206V85L208 84V82H210L209 84L211 85V84H213L214 85V88H215V86L216 85H218L217 84V81L216 82H214V81H211L210 80V76H209V74H206L205 72L204 73H200L199 71H195V72H192L191 71V73H189V71H188V69H187V64L185 63V61H183V59L181 58V56H178V55H174V53H173V55L171 56V55H169ZM259 53V52H258ZM257 53V54H258ZM71 54V55H72ZM88 54H90V53H88ZM108 54V53H107ZM261 54V53H260ZM260 54L258 55V58H259V56H260ZM263 54V53H262ZM261 54V56H260V58L261 57H263V55ZM83 55L82 56H79V58H81V57H83ZM159 55V54H158ZM167 55V56H166ZM200 55V54H199ZM198 55V56H199ZM246 56H247V54H245ZM88 56V55H87ZM89 56H91V55H89ZM88 56V57H89ZM97 56V55H96ZM104 56V58H106L105 57V54L103 55ZM113 56V57H114ZM193 56H194V54H193ZM53 57L54 58H57V59H59L58 60V63H57V61H56V63H57V65L54 63V66H53V68L51 69V71L49 72V70H46V66H48V64H50L51 62H52V60L49 62V60L50 59H53ZM72 57V56H71ZM247 57H249V56H247ZM78 58V57H77ZM87 58V57H86ZM100 58H103V57H100ZM103 58V59H104ZM258 58H256L257 60H258ZM83 59H84V57H83ZM112 59V58H111ZM134 59V60H135ZM263 59H264V57H263ZM263 59L262 60H258L257 61V64H260L262 61H263ZM158 60V59H157ZM156 60V61H157ZM160 60V59H159ZM12 61H14V62H16L17 63V65L21 68V70H26L25 72H27L26 73V75H24V76H21V78H20V76H19V78L18 79H9V77H11V74H12V71H15V70H13V67H12V65H11V62ZM84 62H85V60H83ZM82 61V62H83ZM49 62V63H48ZM75 62H77L76 60H75ZM81 62V63H82ZM83 62V63H84ZM87 62V64L89 63L88 61H86ZM251 62H254V61H252V60H249V64L251 63ZM78 64H79V62H77ZM112 63V62H111ZM140 62H138V64H139ZM143 63L141 64V65H143ZM157 63V62H156ZM137 64V63H136ZM172 64L174 65V67H172ZM242 64H243V62H242ZM253 64V63H252ZM251 64V65H252ZM256 64V63H255ZM253 65L254 67V69H256V65ZM51 65V64H50ZM74 65H75V63H74ZM145 65H143V66H145ZM239 65H240V62H239ZM264 65V63L261 65V66H263ZM138 66V65H137ZM137 66H135V67H137ZM234 66V65H233ZM242 66V65H241ZM55 67V68H54ZM140 67V66H139ZM226 67V66H225ZM160 69H161V67H159ZM164 68V67H163ZM233 68H235V67H233ZM232 68V69H233ZM15 69V68H14ZM46 70V71H48L49 73H45V72H43V70ZM54 69V70H53ZM107 69V68H106ZM167 69V68H166ZM227 69H228V67H227ZM242 69H244L243 67H242ZM247 69V68H246ZM260 69V68H259ZM263 69V68H262ZM158 70V69H157ZM177 70V69H176ZM175 70V71H176ZM229 70H230V68H229ZM251 71H253L252 69H250ZM108 70H105V72H107ZM194 71V70H193ZM233 71H235V70H233ZM240 71V70H239ZM166 72H168V71H166ZM209 72V71H208ZM207 72V73H208ZM223 72V71H222ZM226 72V71H225ZM244 72H245V70H244ZM243 72V73H244ZM262 72V73H261ZM44 73V74H43ZM107 73V74H108ZM193 73H194V77L197 75V78L198 79H195V80H197V82L195 81V83H194V81L192 82V80L190 79V77H193V76H191V75H193ZM255 73V72H254ZM123 74V75H122ZM132 74H134L133 72H132ZM191 74V75H190ZM196 74V75H195ZM226 74V73H225ZM235 74V73H234ZM239 74L241 75L242 73L241 72H239ZM261 74H263V75H261ZM10 75V76H9ZM13 75V74H12ZM145 75V76H144ZM171 75V76H170ZM189 75H190V77H189ZM221 75H223L222 73H221ZM220 75V76H221ZM230 75V74H229ZM239 75V76H240ZM247 75H248V73H247ZM247 75H246V77H247ZM256 75V74H255ZM257 75H259V76H257ZM257 77H255L254 75H252V78H253V83L252 84H254V85H252L253 87H251V91H252V88L254 89V92H259V87H261V86H259V84H260V81L261 80H263L262 78H263V76H264V72L261 70L260 71V73H257ZM9 76V77H8ZM16 76V75H15ZM158 76V75H157ZM228 76V75H227ZM231 76V75H230ZM233 76V75H232ZM255 78H254V77ZM8 77V78H7ZM117 77H119V76H117ZM132 77V76H131ZM172 77V78H171ZM104 78H106V77H104ZM103 78V80H106V79H104ZM114 78V77H113ZM163 78V79H164ZM196 78V77H195ZM109 79H110V77H109ZM130 79V78H129ZM158 79H160V78H158ZM220 79V78H219ZM36 81V80H39V81H41L42 83H43V85L41 86V87H39L38 89H37V93L36 94H32V95H34V97H33V99L31 100V99H29L30 101H27L28 100V97H32V96H28V93L26 92L27 90H29L31 87H30V85L32 84V81ZM102 80V81H103ZM177 80V79H176ZM241 79L239 78V81L238 82H236L235 84H234V87H235V90H227L226 91V93H225V91L224 92H222L221 94H219L220 93V90H219V85H218V87L216 86V89H218V91H219V93H218V91L215 89L214 91H215V93H216V91H217V94H213L214 95V97L212 98V99H209V100H206V102H203L202 103V105L204 106L205 105V107H207V106H211L212 105V107H210V109L208 110V111H212L213 112V114H211L210 113V115H214V113L215 112H217V110L216 109H218V108H221V107H225V110H224V108L223 109H221L222 110V112H220L219 110V119H218V121H217V123L218 124H216V125H213V127L215 126V128H214V135H216V136H221V137H225L224 139L222 138L221 140L224 142V141H226V139L228 140V139H230L231 137H237L235 140H234V142L236 143V144H238V143H240L239 144V149L240 148H242L243 149V153H245L246 152V154H247V161H246V164H245V166H248L250 163L248 162L249 160H251L252 158L253 159H255L256 160V158H258V157H256V156H260V154L259 155H254V157H253V153H254V151L255 152H257L256 150H254V149H256V148H258L259 146H256L255 147V145H254V143H256V142H253V141H256L255 139H253V138H251L252 140V143H251V141H250V139H249V130L252 128V126H253V128H254V126H255V124H254V122H255V120H253L254 118L253 117H256L255 119H257L258 120V118L257 117H259L260 116V114H262L263 116H264V104L261 106V113H259V115H254V113L255 112H251V110H250V108H249V105H248V101H247V97H248V94H247V88H245L244 86V83H242L241 81H240ZM34 81V82H35ZM135 81H136V78H135ZM135 81L133 80V82L135 83ZM153 81V80H152ZM151 81V82H152ZM101 82V81H100ZM128 82H130V81H128ZM160 82H162V81H160ZM159 82V83H160ZM164 82V81H163ZM207 82V83H206ZM263 81H261V83H262ZM102 83H104V81L102 82ZM215 83V84H214ZM28 84H29V86H28ZM148 84H151V83H148ZM221 84V83H220ZM103 85V84H102ZM101 85V86H102ZM154 85H155V87H156V85L157 84H155L154 82H153V88H155L154 87ZM167 85V84H166ZM171 86V84H168V86ZM250 85H251V83H250ZM100 86V87H101ZM127 86H128V84H127ZM130 86V85H129ZM167 86V88H166V91H164L165 93H166V95L168 94V89L169 88H171V87H168ZM207 86H209V85H207ZM221 86V85H220ZM243 86V87H242ZM264 86V85H263ZM262 86V87H263ZM27 87V88H26ZM34 87V86H33ZM226 87V86H225ZM228 87V86H227ZM242 87V88H241ZM68 88H70V89H68ZM96 88V87H95ZM211 88V87H210ZM213 88V87H212ZM213 88V89H214ZM221 88H222V86H221ZM238 88H240V89H242V91L240 90V91H238V93H239V96H237L238 98H239V100H238V105L235 107V105H234V97H236L235 96V93H237V90L236 89H238ZM243 88H244V90H243ZM25 89V92H22L21 90H24ZM32 89H36V88H32ZM31 89V90H32ZM68 89V90H67ZM149 90V92H150V88L148 87V88H146L145 90ZM163 89V88H162ZM161 89V90H162ZM264 89V88H263ZM163 90H165V89H163ZM210 90V89H209ZM212 90V89H211ZM210 90V91H211ZM33 91H35V90H33ZM170 91H171V89H170ZM213 91V90H212ZM222 91H223V89H222ZM261 91V90H260ZM132 92V91H131ZM145 94H146V92L147 91H143ZM148 92V93H149ZM160 92V91H159ZM180 92V93H181ZM204 93H203V95L204 94H207L208 92H205V90L203 91ZM262 92V91H261ZM30 93V92H29ZM70 93V94H69ZM136 93V92H135ZM134 93V94H135ZM161 93H163V92H161ZM161 93H160V95H161ZM165 93H163V96H164V94ZM171 93H174V92H170V94ZM179 93V94H180ZM183 93V94H184ZM212 93V92H211ZM214 93V92H213ZM224 93H225V95H224ZM238 93L236 94V95H238ZM260 93V92H259ZM259 93H258V95H259ZM74 94L77 96V98H73L74 97ZM145 94H142L141 95V98L143 97V96H145ZM182 94V93H181ZM261 95H262V93H260ZM147 95V94H146ZM172 95H175V93L174 94H172ZM152 96V95H151ZM69 97V96H68ZM148 98H149V96H147ZM160 97V96H159ZM236 97V98H237ZM262 97V96H261ZM162 98V97H161ZM164 98V97H163ZM169 99V98H168ZM167 99V100H168ZM170 99H172V98H170ZM183 99V102H182V105H183V103H184V101H186V100H184ZM65 100H66V98H65ZM139 100V99H138ZM137 100V102H141L140 100L138 101ZM152 100V99H151ZM159 100V99H158ZM166 100V101H167ZM46 101V100H45ZM153 101V100H152ZM55 102H57V103H55ZM145 102L146 103H148V104H150V106L152 105V103H149L150 101L149 100H145ZM21 103V104H22ZM50 103V104H51ZM76 102H74L73 101V103L72 104H75ZM169 102H167V104H168ZM190 103V102H189ZM41 104V105H40ZM166 104V103H165ZM165 104H164V106H165ZM215 104V105H214ZM140 105H143V104H140ZM181 105V106H182ZM215 106V108H213L214 106ZM217 105H218V107H217ZM41 106V107H40ZM72 106V105H71ZM70 106V107H71ZM146 106V105H145ZM144 106V107H145ZM149 106V105H148ZM202 106V107H203ZM139 107H141V106H139ZM153 107V106H152ZM189 107V106H188ZM187 107V108H188ZM201 107V104L198 106V110L200 111V108L201 109H205V107H203L202 108ZM80 108V109H79ZM187 108L185 109V111L187 110ZM213 108V109H212ZM5 109V108H4ZM8 109H10V108H8ZM59 109H62V108H60L59 107ZM169 108H166V110L164 109V111L166 112L167 110H168ZM195 109H197V108H195ZM203 109V110H204ZM215 109V110H214ZM19 110V109H18ZM39 110V112H41ZM45 110V109H44ZM142 110V108L140 109V111ZM174 110V109H173ZM172 110V111H173ZM180 110V109H179ZM56 111V113H57V116H58V114L60 115V116H62L61 114H60V112L59 111H57V110H55ZM145 110H143V112H144ZM177 111V110H176ZM185 111H184V113H185ZM196 111V110H195ZM215 111V112H214ZM17 112V111H16ZM20 112V113H21ZM175 112V111H174ZM193 112H194V109H193ZM239 112H240V114H239ZM38 113V112H37ZM145 113V112H144ZM196 113L197 114H201V111L198 113L197 111H196ZM254 115H252V114ZM128 114V115H129ZM182 114H183V112H182ZM193 113H191V111H190V116L189 117H191V118H193L192 116H194V115H192ZM195 114V113H194ZM218 114V113H217ZM243 114V117H241V115ZM255 114H257V112L255 113ZM18 115V114H17ZM39 115V114H38ZM38 115H36V117L37 118H39V116ZM47 115H55V113H53V114H47ZM189 115V114H188ZM192 115V116H191ZM261 115V117H263ZM10 116V115H9ZM9 116H5V117H7V118H9V119H4L5 117L0 113V123H1V121L3 120H7V122L6 123H9V124H7V125H5V126H3V127H5V130L4 131H2V133L0 134V146H2L3 147V149H4V152H3V154L4 153H6V154H4V155H6V156H8L9 154L11 155V156H15L16 154H18V152H20L21 150H17L18 149V145H17V143H16V146H15V148H14V144H15V142H14V140L18 137V136H16V134H15V132H18L19 134L21 133V128H22V123H21V125H18V124H20V122H18L17 123V125L18 126H16L17 127V129L19 130V131H15L14 132V129H16L15 128V125H16V122L14 121V119L13 118H10ZM57 116L55 115L54 117H56L57 118ZM60 116H58L59 117V119H58V122L61 120V117ZM146 117H147V115H145ZM144 116V117H145ZM186 116V115H185ZM198 116V115H197ZM196 116V117H197ZM218 116V115H217ZM250 116V117H249ZM62 117H64V116H62ZM71 117V118H72ZM138 117V116H137ZM143 117V116H142ZM181 117V116H180ZM188 117V116H187ZM199 117V116H198ZM197 117V118H198ZM248 117L250 118V119H248ZM260 117V118H261ZM65 118V117H64ZM100 118H105L106 119V121H105V123H104V128L103 129H100L99 128V124H96V125H99V126H96L95 125V120H96V122H97V120L99 119L100 120ZM190 118V119H191ZM196 118V119H197ZM214 118V117H213ZM217 118V117H216ZM51 119V118H50ZM55 119V118H54ZM147 119V118H146ZM189 119V118H188ZM65 120H67L66 118H65ZM153 120V119H152ZM151 120V121H152ZM177 120H180L179 118L177 119ZM48 121V123L47 124H45V126L43 125V123H41V125H43L44 127L43 128H45L46 127V125H47V128L48 127H50V125L52 126V123H53V121H49V120H47ZM46 121V122H47ZM147 121V123H148V120H146ZM150 121V122H151ZM154 121V120H153ZM250 121V122H249ZM251 121H252V123H251ZM44 122V121H43ZM45 122V123H46ZM55 122V121H54ZM67 122H68V120H67ZM67 122H66V124H67ZM71 122V123H72ZM155 122V121H154ZM212 122V121H211ZM262 123V125H261V134L259 133V135H258V137H260V139H263V143H264V117H263V120L261 121ZM35 123H39V122H36L35 121ZM51 123V124H50ZM60 123H61V121H60ZM64 123V122H63ZM63 123H61V124H63ZM72 123V124H73ZM100 123L101 124H103V122H102V120H100ZM146 123V122H145ZM169 123V122H168ZM168 123H166V124H168ZM206 123V122H205ZM32 124V123H31ZM49 124V125H48ZM61 124H60V126H61ZM144 124V123H143ZM173 124H176L175 122L174 123H172V125ZM252 124H254V125H252ZM40 125V126H41ZM74 125V124H73ZM77 125V124H76ZM131 125L133 126V127H135V128H131ZM145 125V124H144ZM147 125V124H146ZM170 126L169 125V131H171L173 128L172 127H174V125L173 126ZM184 125V124H183ZM250 125H252V126H250ZM1 126H2V124H1ZM63 126V125H62ZM61 126V127H62ZM203 126V125H202ZM54 127V129H57L58 128V126L57 127H55V125L53 126ZM60 127V128H61ZM98 127V128H97ZM171 127V128H170ZM1 128V127H0ZM59 128V129H60ZM65 128H68V126L67 127H65ZM202 128V127H201ZM53 129V128H52ZM51 129V130H52ZM53 129V130H54ZM61 129H63V131H64V128L62 127ZM60 129V130H61ZM171 129V130H170ZM45 130H46V128H45ZM68 130H69V128H68ZM82 130L84 131V129L82 128ZM186 130V129H185ZM43 131H44V129H43ZM86 131V130H85ZM189 132V130L187 129L186 130V132ZM212 131V132H213ZM258 131H259V129H258ZM37 132V131H36ZM141 132H143V130L141 131ZM177 132V131H176ZM181 132V131H180ZM17 133V135H19ZM47 133H49V131L47 132ZM61 133V132H60ZM68 133V132H67ZM67 133H65V134H67ZM81 133H82V131H81ZM162 133H164V132H162ZM168 133V132H167ZM56 134V133H55ZM64 134V133H63ZM153 134V133H152ZM158 134V133H157ZM169 134V133H168ZM250 134H251V132H250ZM71 135V134H70ZM70 135H68V138L70 137ZM156 135V134H155ZM167 135V134H166ZM257 135V134H256ZM53 136V135H52ZM66 137H64V138H67V135H65ZM153 136H154V134H153ZM159 136V135H158ZM49 137H50V135H49ZM48 137V138H49ZM53 137H55V135L53 136ZM62 137V136H61ZM74 137V136H73ZM135 137V136H134ZM179 137L180 136H174L173 137V139L175 138V141L178 143V144H182V139H181V141H180V139H179ZM220 137V138H221ZM20 137H18V139H19ZM41 138V137H40ZM59 138V137H58ZM71 138V137H70ZM70 138H69V140H70ZM75 138H76V135H75ZM154 138V137H153ZM163 138H166L165 136H163ZM182 138V137H181ZM217 138V137H216ZM215 138V139H216ZM39 139V138H38ZM55 139H56V137H55ZM54 139V140H55ZM127 139V140H128ZM155 140H157L156 138H154ZM168 139V138H167ZM196 139H198V138H196ZM219 139V138H218ZM67 141H68V139H66ZM75 140V139H74ZM109 142H108V141ZM126 140V139H125ZM124 140V141H125ZM127 140H126V143H128L127 142ZM128 140V141H129ZM151 141V145L155 142H153L152 143V140H151V136L148 134V133H146V131L145 132H143V145L145 144V143H147L148 141ZM16 142H17V140H15ZM49 141V140H48ZM119 141V142H120ZM123 141V140H122ZM165 141V140H164ZM163 141V142H164ZM66 142V141H65ZM72 142V140L69 142V143H71ZM114 142V141H113ZM112 142V143H113ZM118 142V141H117ZM201 142V141H200ZM229 142V141H228ZM238 142V143H237ZM45 143V142H44ZM105 143H108V144H105ZM122 143V142H121ZM128 143V145H130ZM165 143V142H164ZM163 143V144H164ZM195 143H198V142H196L195 141ZM194 143V144H195ZM202 143V142H201ZM176 144V143H175ZM199 144V143H198ZM197 144V145H198ZM203 144V143H202ZM261 144V143H260ZM66 147H67V145H70V144H68V142L66 143V144H64ZM115 145V144H114ZM154 145H155V143H154ZM183 145V144H182ZM220 146L222 145V144H219ZM19 146H21V145H19ZM59 146V145H58ZM65 146H63V147H65ZM71 146V145H70ZM116 146V145H115ZM114 146V147H115ZM132 147H134L133 145H131ZM164 146V145H163ZM177 146V145H176ZM194 146V145H193ZM195 146H196V144H195ZM25 147V146H24ZM49 147V146H48ZM65 147V148H66ZM128 147V146H127ZM126 147V149L128 150V148ZM160 147H162V146H160ZM181 147V146H180ZM219 147V146H218ZM224 147V146H223ZM26 148V147H25ZM25 148H24V150H22L21 151V153L19 154V155H23V152H25L26 150H27V148H26V150H25ZM108 148V147H107ZM107 148H106V150H107ZM121 148V147H120ZM119 147L117 148L118 150H120V151H122V155L124 156V151L126 152V149L124 150L123 148V150H121ZM163 148V147H162ZM151 149V148H150ZM164 150H165V146H164V148H163ZM182 150H184L183 148H181ZM218 149V148H217ZM71 150V151H72ZM152 150H154L153 148H152ZM157 149H155V151H156ZM163 150V152L161 151V149L159 150L158 149V151H156V153H154V154H157L156 156H155V160H156V164H158V163H161V162H164V164L163 163H161V165L163 164V166H164V168H163V166H162V168L161 169H163L162 171H164V170H166V175L165 176H163L162 178H164V180L165 179H167V181L165 180V182H167V184L172 180V179H170V175H172V166H173V161H175L174 160V154H172L171 155V153H170V155L166 158V156H165V158L163 157V154H165V151ZM187 150V149H186ZM203 150V149H202ZM18 151V152H17ZM31 150H29L28 152H30ZM65 151V150H64ZM112 151H113V149H112ZM119 151V152H120ZM188 152L190 151V150H187ZM218 151L220 152V150L218 149ZM241 150H239V152H240ZM245 151V152H244ZM27 152V151H26ZM35 152L36 151H31V153L30 154H33L32 156L31 155H29V158H31V157H35ZM72 152V153H73ZM106 152V151H105ZM214 152H217V151H214ZM213 152V153H214ZM261 152H264V150L263 151H261ZM261 152H259L258 151V153H261ZM7 153H9V154H7ZM72 153H69V157L70 156H72L71 154ZM112 153V152H111ZM116 153V152H115ZM121 153V152H120ZM127 153V152H126ZM184 153V152H183ZM183 153H182V155H183ZM201 153V152H200ZM237 153V152H236ZM3 154L1 155V157L3 156ZM29 154V153H28ZM59 154V153H58ZM185 154V153H184ZM256 154V153H255ZM80 155H79V158L78 159H82L81 157H80ZM101 155V156H100ZM128 154H126V156H127ZM138 155V154H137ZM200 155V154H199ZM212 155V154H211ZM237 155H238V153H237ZM100 156V157H99ZM153 156V155H152ZM181 156V155H180ZM184 156H186V155H184ZM210 156V153H209V155L207 156V157H209ZM213 156V155H212ZM214 156H217V154H214ZM224 156V155H223ZM222 156V158L224 159V158H227L226 156H224L223 157ZM236 156V154L234 155V157ZM40 158L41 157H43V155H41V156H39ZM68 157V156H67ZM66 157V158H67ZM90 157V159H91V156H89ZM115 158H116V155L114 156ZM118 157V156H117ZM120 157V156H119ZM183 157V156H182ZM242 157V156H241ZM256 157V158H255ZM12 158V157H11ZM98 158H97V160H98ZM126 158V157H125ZM142 158H144V157H142ZM213 158V157H212ZM221 158V159H222ZM261 158V157H260ZM32 159V158H31ZM30 159V160H31ZM42 159V158H41ZM40 159V160H41ZM45 159H46V157H43V163H45ZM117 159V158H116ZM120 159V158H119ZM154 159V158H153ZM164 159H166V160H164ZM216 159V158H215ZM229 159H231V158H229L228 157V160ZM242 159H244V158H242ZM259 159V158H258ZM262 159V158H261ZM138 160V159H137ZM143 160H145V159H143ZM227 159H224V162L226 161V164H227V161H228ZM233 160V159H232ZM234 160H235V158H234ZM234 160H233V162H234ZM31 161H33V159L31 160ZM49 161V160H48ZM93 161V160H92ZM109 161V160H108ZM262 161V165L261 166H259V167H257L256 169H254L253 170V168L251 169V167H250V170H252L254 173L253 174H256L257 176H258V174L259 173H261V172H263L262 170L264 169V155H263V159L261 160ZM77 162H79V161H77ZM81 162H82V160H81ZM233 162H232V164H233ZM242 163L244 162L243 160L241 161ZM240 162V163H241ZM248 162V163H247ZM251 162H253V161H251ZM260 162V161H259ZM93 163V162H92ZM99 163V162H98ZM112 163V162H111ZM138 163V162H137ZM136 163V164H137ZM140 163V162H139ZM237 163V162H236ZM241 163V166L243 167V165L244 164H242ZM245 163V162H244ZM59 164H60V161H59ZM96 164H97V162H96ZM126 164V163H125ZM175 164V163H174ZM231 163H229V161H228V167L230 166V165H232ZM50 165H52V164H50V163H48V165H47V168H46V165H43V167L45 168H43V167H40V168H43L44 170H43V173L42 172H40V173H42L43 175H45V174H48L47 176H49V173L50 172H48V171H51V166ZM223 165H225V164H223ZM234 165H236V164H234ZM256 165V164H255ZM48 166H50V170H48L49 168H48ZM91 166V165H90ZM138 166V165H137ZM156 166H158V165H156ZM139 167V166H138ZM137 167V168H138ZM154 167H155V165H154ZM160 167V166H159ZM241 167V168H242ZM174 168V167H173ZM230 168V167H229ZM236 168H238V165H236ZM139 169H141V167L139 168ZM153 169V168H152ZM40 171H42L41 169H39ZM38 170V171H39ZM48 170V171H47ZM194 170H195V168H194ZM221 170V169H220ZM223 170V169H222ZM226 170V169H225ZM228 170V169H227ZM249 170V169H248ZM83 171V170H82ZM140 170H138V172H139ZM197 171V170H196ZM230 171V170H229ZM229 171H227V173L229 172ZM240 171V170H239ZM48 172V173H47ZM55 172H56V170H55ZM165 172V171H164ZM174 172V171H173ZM17 173H18V171H17ZM37 173V172H36ZM70 173V172H69ZM163 173V172H162ZM240 173V172H239ZM242 173H243V171H242ZM242 173H240V175L242 174ZM42 174L40 175V176H42ZM56 174V173H55ZM54 174V175H55ZM165 174V173H164ZM16 175V174H15ZM149 175H150V173H149ZM154 175V174H153ZM163 175V174H162ZM212 175V174H211ZM236 175V174H235ZM234 175V176H235ZM46 176V175H45ZM44 177V178H47V179H49V177ZM57 176H58V174H56L55 175V177L53 178V179H56L57 178ZM152 176V175H151ZM175 176H176V174H175ZM247 177V175H245L244 174V178L243 177H241V178H239V180H238V178L236 179V180H238V181H235V183H236V185L235 186H233V184L232 185H228V186H230V187H228V188H226L225 190H224V192H222V194H219V195H217L216 193H215V195H217V196H214L213 194L214 193H212L210 190L211 189H208L207 188V186L205 187L204 185H199V184H197L196 186L197 187H200V188H198V189H200V191L199 190H197V194L196 195H198L197 196V198H192L193 199V201H194V199H195V201H194V203L196 202V204H195V206L197 205L198 206V211H200V213H201V216L202 215H204V216H206V217H208L209 215H212L211 217L212 218H216V217H218V216H220V218L222 217V219H228L227 217H226V214H225V217L223 218V216H224V214H223V211H224V208L225 207H227V206H229V200H230V197L231 196H235L236 195V193H238V192H244V193H242V195L241 196H243L244 197V199L247 197V200L249 199L248 197V195L246 196V194H251L252 193V187H251V182L249 183L250 184V187H249V185H247V183L249 182L247 179H246V177ZM15 177V176H14ZM43 177V176H42ZM148 177V176H147ZM147 177H145V178H143V179H146ZM173 176H171V178H172ZM233 177V176H232ZM236 177H238V175L236 176ZM127 178V177H126ZM251 178V177H250ZM257 178V177H256ZM47 179H46V181H47ZM128 179H129V177L125 180V178H123V179H118V181L120 182L121 180V183L123 182V180L124 181H126V183H127V186H128V184L130 185L131 184V186H132V184L135 182H131V183H128ZM132 179V178H131ZM170 179V180H169ZM173 179H176V178H174L173 177ZM264 179V178H263ZM15 179H13L12 178V181H14ZM56 180H58V178L56 179ZM56 180H53V181H50V179L48 180V182L50 181V182H53V183H50L49 182V184H51L50 185V188H51V190H52V188L54 187L55 188V186L57 185V183H58V181H56ZM142 180V179H141ZM147 180V179H146ZM148 180H152L153 181V177H152V179H148ZM169 180V181H168ZM233 180V179H232ZM256 180V179H255ZM254 180V181H255ZM19 181V180H18ZM56 182V184H54L55 182ZM118 181H116L117 183H118ZM150 182V184H152V183H154L155 181H153V182ZM174 181H176V180H174ZM173 180L170 182V183H172L173 184V182H174ZM20 182V181H19ZM18 182V183H19ZM145 182V180L143 181V183ZM148 182V181H147ZM194 182V181H193ZM13 183H14V185H13ZM13 183H10V184H12L13 186H15V182H13ZM21 183V182H20ZM125 183V182H124ZM124 183H122V184H120V186L121 185H123ZM59 184H60V182H59ZM111 184V183H110ZM139 184V183H138ZM174 184H175V182H174ZM173 184V185H174ZM262 184V183H261ZM144 185H145V183H144ZM162 185V184H161ZM165 185H166V183H165ZM164 185V188L166 187ZM59 186H61V185H58V188H59ZM253 186V185H252ZM18 187H19V184H18V186H17V191H18ZM62 187V186H61ZM60 187V188H61ZM124 187H125V185H124ZM171 187V186H170ZM196 187V188H197ZM261 187V190H259V189H256L258 192H256V190H255V193H256V195H257V206H256V208L255 209H253V211H251V212H249V214H248V217L250 218V219H252V221H254V222H252V224H253V228H256L257 226H259V225H261L262 223L264 224V186H260ZM15 188H16V186H15ZM54 188H53V190H54ZM65 188V187H64ZM63 187H62V192L64 191V193H62V194H64L65 196L68 194L67 193V191L66 190H63L64 189ZM164 188H162V189H164ZM172 188H173V186H172ZM263 188V189H262ZM1 189V188H0ZM38 188H35V190L33 191V194L34 195H36V193H34L35 191L37 192L38 190L41 192V191H43V189L42 188H40V189H38ZM66 189V188H65ZM161 189V188H160ZM159 189V190H160ZM166 189V188H165ZM169 189V188H168ZM223 189V188H222ZM221 189V190H222ZM228 189V190H227ZM255 189V188H254ZM253 189V190H254ZM53 190H52V192L51 193H53ZM173 190V189H172ZM1 191V190H0ZM171 191V189H169L168 191H166V192H170ZM218 191V190H217ZM40 192H39V194L38 195H40ZM162 192V191H161ZM215 192V191H214ZM219 192V191H218ZM221 192V191H220ZM18 193V192H17ZM44 193H45V195H46V192H45V190H44ZM43 192H41V194H42V197L44 198V196H43V194H44ZM66 193V194H65ZM158 193V192H157ZM254 193V192H253ZM32 194V195H33ZM49 193H47V196H46V200H50V196H52V195H48ZM81 193H79V195H80ZM87 194V193H86ZM90 194H92V193H90ZM156 194V193H155ZM155 194H153V195H155ZM244 194H245V196H244ZM33 195V196H34ZM37 195V196H38ZM165 195H166V193H165ZM238 195V194H237ZM157 196H159V194H157ZM163 196V195H162ZM233 196V197H234ZM66 197H68V196H66ZM88 197H90L89 195L87 196V198ZM94 197V196H93ZM42 198V199H43ZM87 198H84V199H87ZM95 198V197H94ZM108 198V197H107ZM241 198V197H240ZM255 198V197H254ZM66 200L65 201H63L64 202V207L62 208L63 209V211L67 214V212H69V211H71L72 210V213H70V224L71 225H69L68 224V226H70L72 229V232H69V233H71V235H69V233H68V236L66 237H64L63 236V240H64V238H65V240L64 241H62V242H65L66 243V240H69L70 239V241H68L67 243V245L65 244V247L66 248H68L69 247V244H70V242L72 241L73 242V247L75 248V243H74V241L76 242V239H78V238H82V239H80V240H78V241H82L83 243H85L84 242V240L86 239V237H84V239H83V237H82V235H85L86 234V232L85 231H88L89 230V228H90V224H91V216L89 215V213L87 212V211H84L83 210V212L82 213H79V211L81 212V209H82V204H79L78 202H75V203H77V204H74L73 203V201L71 200V199H69V198H65ZM101 199H103V198H101ZM236 200V199H235ZM239 200V199H238ZM246 200V201H247ZM61 201H62V199H61ZM89 201V200H88ZM103 201V200H102ZM155 201V200H154ZM193 201H192V203L191 204H194L193 203ZM97 202V201H96ZM191 202V201H190ZM234 202V201H233ZM45 203V202H44ZM60 203V202H59ZM237 203V202H236ZM240 203V202H239ZM244 203H245V201H244ZM63 204V203H62ZM101 204V203H100ZM238 204V203H237ZM248 204V203H247ZM46 205H47V203H46ZM46 205H45V207H46ZM95 205H96V203H95ZM54 206V205H53ZM81 207V209L80 208H77L76 209V207ZM126 206V205H125ZM190 206H192V205H190ZM195 206H192V207H194L195 208ZM240 206H242V203L240 204ZM55 207H56V205H55ZM160 206H158L157 208L160 210V208H159ZM231 206H229V209H228V212L230 211V210H232V208H230ZM246 207H248L247 205H246ZM52 209H53V207H51ZM155 209L156 211H157V214H158V209ZM200 208V209H199ZM61 209V210H62ZM79 209V210H78ZM86 209V208H85ZM245 209V208H244ZM234 210H235V208H234ZM233 210V211H234ZM242 210V209H241ZM252 210V209H251ZM63 211H61L62 212V214L64 215L65 213L63 212ZM197 211V210H196ZM198 211H197V213H198ZM226 211V210H225ZM238 211H239V209H238ZM232 212V211H231ZM236 212V211H235ZM234 212V213H235ZM92 213V212H91ZM200 213H198V216H200ZM146 214V213H145ZM148 215H145V217H144V219L142 220L143 221V223H142V228L139 226V228H141V230H140V232L138 233V231H136L137 233H136V235H137V239H135V241L133 240V245L129 242V245L131 244V246H132V248H131V246H130V248L132 249V251L134 250V252L132 253V251H130L131 253H132V258L133 259H138L139 261H141L142 262V264H151L150 263V256H151V258H152V256L158 251V248H160V250L162 249V251H158V255L159 254H161L162 255V253H165L166 251H164V248H161L162 247V245L160 246V238L162 237V235H163V233L165 232L164 231V226L162 225L163 224V222H161V223H159L161 220H159V218L155 215V213H147ZM151 214H153V215H155V216H152ZM190 214V213H189ZM223 214V216H221ZM233 214V213H232ZM101 215V214H100ZM59 216H62V215H59ZM186 216V215H185ZM197 216V217H198ZM200 216V217H201ZM154 217H157V218H154ZM190 218L189 217V215L188 216H186V218ZM199 217V218H200ZM211 217H209V219L211 218ZM59 218V217H58ZM202 218V217H201ZM201 218H200V220H201ZM220 218H219V220H220ZM45 219V220H44ZM42 221H44L43 222V224H41L38 228H37V224H36V229H35V231H36V233L32 236V238H30L29 236V239H28V237L27 238H25V240H28L27 242H32L33 243V250L29 253L28 252V250L25 252L24 250V252H25V254H27L25 257H27V259H29V262L27 261V259L24 261V263L22 262L21 264H40L39 262H41V258H42V256H44L43 255V249L45 248V244H42V236H43V234H46V231H47V223L46 222H49L48 220L50 219H47V218H44ZM47 219V220H46ZM60 219V218H59ZM69 219V218H68ZM177 219V218H176ZM185 219V218H184ZM183 219V220H184ZM204 219H205V217H204ZM230 219V218H229ZM81 220H84V222L83 221H81ZM159 220V221H158ZM182 220V222H184L185 220H187V219H185L184 221ZM189 220V219H188ZM188 220H187V222H188ZM217 220H218V218H217ZM231 220H235V218H231L230 220H228V221H231ZM46 221V222H45ZM68 221V222H69ZM224 221V220H223ZM232 221V222H233ZM236 221L238 222V220H235L234 221V223L236 224ZM67 222V223H68ZM84 223V227H86L88 230H86L85 228H82L81 229V231H80V229H79V226H78V224L79 223ZM214 222H216V219L214 220ZM217 223H218V221H217ZM234 223H232V224H234ZM136 223H134V225H135ZM240 224V223H239ZM238 223H237V225L238 226H240ZM39 225V224H38ZM67 224L65 223V226H66ZM214 225V224H213ZM219 225H221V224H219ZM219 225H217L216 223H215V226H209L211 229L212 228H214L215 227V229H217V228H220V226ZM237 225H234V226H237ZM51 226V225H50ZM217 226H219V227H217ZM224 226V225H223ZM223 226H221V231L222 232H219V233H221V235H222V233H224L225 234V232H224V230H225V228L227 227H230L231 225L229 224L228 226H226L225 225V228L223 227ZM135 227H137V226H135ZM134 227V228H135ZM209 227H208V229L206 230L205 229V231H208V230H211V229H209ZM243 226H241V228H242ZM34 228V227H33ZM69 228V227H68ZM116 228V227H115ZM196 228H198V227H196ZM224 228V230H222ZM236 228H238V227H236ZM236 228H234V227H232V229H236ZM240 228V229H241ZM263 228H264V225H263ZM83 229H85L84 231H83ZM117 229H118V227H117ZM173 229V228H172ZM214 229V230H215ZM232 229H230V231L232 230ZM70 230V231H71ZM151 230H154V231H156L157 233V236H155L156 238H153L154 236H153V234H150L151 233ZM174 230V229H173ZM178 230V229H177ZM193 230H196V229H194L193 228ZM201 229L200 228H198V233H201V232H203V231H201V232H199ZM213 230V229H212ZM211 230V231H212ZM246 230V229H245ZM250 230V229H249ZM264 230V229H263ZM67 231V230H66ZM85 232V233H83V232ZM130 231H133V230H130ZM176 231V230H175ZM179 231V230H178ZM184 230H182V232H183ZM188 231H189V229H188ZM187 231V232H188ZM192 231V230H191ZM211 231H208L209 232V234L211 233V236H212V232ZM226 232H228V230H225ZM229 231V233H228V236L226 235H224V237H226V240L227 241H225L226 243H228V238H229V246H230V244H231V246H233V250L234 251H231L232 253L230 254V256H226V255H224V254H222V253H219V255H217L216 254V256H213L214 254H212V257H211V255L209 256L210 258H206L207 259V261L205 260V263H203V261H201V259H200V256H196V258H194V260H193V264H221L224 260H227V262H226V264H242V262H241V260H240V253H241V247L242 246H240V247H238V242H237V244H235V241H232V239H230L231 238V236L230 235H232L231 233H234V230H232V232H230ZM239 231V230H238ZM241 232V234H244V228H243V231L242 230H240ZM248 231V230H247ZM251 231V230H250ZM253 231V230H252ZM257 231V229L255 230V232ZM40 232H42V236H40L41 235V233ZM54 232V231H53ZM82 232V233H81ZM89 232V231H88ZM87 232V233H88ZM118 232V231H117ZM153 232V231H152ZM172 232V231H171ZM215 232V231H214ZM243 232V233H242ZM38 233L40 234L39 236H38ZM90 233H91V230H90ZM86 234L85 236H88V237H92V234H93V232L91 233V234ZM124 233V232H123ZM153 233H155V232H153ZM189 233H191V232H189ZM197 233V234H198ZM205 233H207V232H205ZM217 233V232H216ZM239 233V232H238ZM239 233V234H240ZM247 233V232H246ZM254 233V232H253ZM257 233V235H258V232H256ZM118 234V233H117ZM128 234V232L125 234V235H127ZM129 234H130V232H129ZM135 234V233H134ZM171 234V233H170ZM175 234V233H174ZM188 234V233H187ZM196 234V233H195ZM196 234V235H197ZM209 234L207 233V234H202L201 233V235L203 236V238H202V240H205V244L206 245H211L210 247H213V249H214V247L216 246H212V245H214V244H217V242L216 241H218L219 240V238H218V240L216 239V241H214V239L216 238V236H215V238L214 239H212V238H210V236H209ZM260 234V233H259ZM90 235V236H89ZM119 235H120V233H119ZM152 235V236H151ZM196 235H195V237H196ZM198 235H200V234H198ZM200 235V236H201ZM215 235V234H214ZM218 235V234H217ZM236 235V234H235ZM235 235L234 236H232V237H235ZM254 235H256L255 233H254ZM256 235V236H257ZM121 236V235H120ZM173 236V235H172ZM175 236V238H176V236H177V240L179 239L178 238V236H180V234L178 235H174ZM183 236V235H182ZM237 236V235H236ZM258 236H260V235H258ZM39 237H40V239H39ZM70 237V238H69ZM87 237V238H88ZM133 237V236H132ZM131 237V238H132ZM134 237H135V235H134ZM191 237V236H190ZM190 237H188V238H190ZM194 237V239H198V236H197V238H195ZM218 237H220V235L218 236ZM238 237H239V235H238ZM238 237H237V240H238ZM47 238V237H46ZM69 238V239H68ZM150 238L152 239H155V240H153L152 239V241H154L153 242V244L150 242ZM171 238H173V237H171ZM183 240H185V239H187V236L185 235V236H183V237H181ZM236 238V237H235ZM62 239V238H61ZM132 239H134V238H132ZM222 239H224V238H222ZM24 240V241H25ZM88 240H89V238H88ZM190 240V239H189ZM231 240V241H230ZM242 240V235H241V238H240V242H242L241 241ZM23 241V242H24ZM78 241H77V243L76 244H78ZM127 241V240H126ZM156 241V242H155ZM193 241V240H192ZM222 241V240H221ZM27 242H26V244H27ZM60 242V241H59ZM121 242V241H120ZM125 242V241H124ZM197 242V241H196ZM195 242V243H196ZM219 242V241H218ZM32 243L30 244V246L32 245ZM198 243V242H197ZM203 243H204V241H203ZM86 245H87V243H85ZM198 244H200V243H198ZM222 244H225L224 243V240H223V242H220L219 243V245H222ZM75 245V246H74ZM83 245V244H82ZM177 245H178V243H177ZM195 245H197V244H195ZM227 245V246H228ZM244 245V244H243ZM44 246V247H43ZM68 246V247H67ZM198 246V245H197ZM203 245L201 244V248L205 251L206 249H204L203 247H202ZM223 246V245H222ZM222 246H221V249H222ZM230 246V247H231ZM27 246H24V248H26ZM49 247V246H48ZM84 247V246H83ZM87 247V246H86ZM126 247H127V245H126ZM178 247V246H177ZM206 247H208V246H206ZM244 247V246H243ZM258 247V246H257ZM65 248V250H67ZM179 252L181 253V254H185V255H182L183 257L184 256H186V254H187V248H186V245L184 244H182V245H180L179 247ZM195 248L197 249V247L195 246ZM241 248V249H240ZM60 249H62V245H61V248ZM117 249V248H116ZM121 249H122V247H121ZM128 249V248H127ZM209 249V248H208ZM31 250V249H30ZM29 250V251H30ZM65 250H64V252H65ZM95 250H97V249H95ZM200 250V249H199ZM203 250H201V251H203ZM23 251H22V253H23ZM2 252V251H1ZM5 252V251H4ZM28 252V253H27ZM61 252H63L62 250H61ZM162 252V253H161ZM190 252V251H189ZM226 252V251H225ZM95 253H99V251L97 250V251H95ZM179 253V254H180ZM3 254V253H2ZM2 254L0 253V264H2L3 263V260L5 259V256L7 255V253H4V255L2 256ZM16 254V253H15ZM70 254V253H69ZM101 254V253H100ZM104 254V253H103ZM116 254V253H115ZM121 254V253H120ZM180 254V255H181ZM198 254H200V253H198ZM197 254V255H198ZM248 254V253H247ZM20 255H21V253H20ZM46 255V254H45ZM65 255V254H64ZM102 255V254H101ZM100 255V256H101ZM118 255V252H117V254H116V256ZM160 255V256H161ZM9 256V258L10 257H12V256H10V255H8ZM7 256V257H8ZM119 256V255H118ZM163 256V255H162ZM202 256V255H201ZM257 256L259 257V255L257 254ZM256 256V257H257ZM14 257V256H13ZM68 257H69V255H68ZM67 257V258H68ZM103 257V256H102ZM158 257V256H157ZM203 257H205V254L203 255ZM207 257V256H206ZM255 257V256H254ZM253 257V258H254ZM9 258H6L7 259V262L9 263L10 261L8 260ZM112 258V257H111ZM116 258V257H115ZM114 258V259H115ZM154 258H156V255H155V257ZM153 258V259H154ZM159 259H160V261H158L159 262V264H161L162 262V260L164 259V258H162V257H158ZM252 258V257H251ZM13 259V258H12ZM19 259V258H18ZM43 259H45V256H44V258ZM60 259V258H59ZM103 259V258H102ZM102 259H100L99 257H98V261L99 260H102ZM157 259V258H156ZM46 260H47V258H46ZM96 260V259H95ZM103 260H107V259H103ZM103 260H102V263H101V261H97L98 262V264L100 263V264H103ZM112 260V259H111ZM117 260V259H116ZM202 260H204V259H202ZM34 261V262H33ZM44 261V260H43ZM63 262H64V260H62ZM192 261V260H191ZM250 261V260H249ZM5 262H6V260H5ZM14 262V264H15V261H13ZM13 262H11V264L13 263ZM16 262H18V261H16ZM45 262H47V261H45ZM58 262H60L61 263V261H58ZM61 263V264H66V262H64V263ZM161 262V263H160ZM166 262H168L167 260H166ZM181 262V261H180ZM252 262H254V261H252ZM256 262V261H255ZM7 263V264H8ZM94 263V262H93ZM106 263H108V262H106ZM110 263H111V261H110ZM114 263V262H113ZM140 263V262H139ZM138 263V264H139ZM165 263V262H164ZM189 263V262H188ZM191 263V262H190ZM16 264H18V263H16ZM104 264H105V262H104ZM109 264V263H108ZM249 264H251L250 262H249ZM253 264V263H252Z\"/></svg>","mask_w":264,"mask_h":264}]
</instances>
